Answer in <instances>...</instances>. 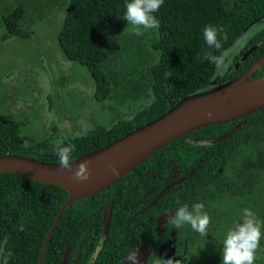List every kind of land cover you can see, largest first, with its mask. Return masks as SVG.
Segmentation results:
<instances>
[{
	"label": "trees",
	"instance_id": "obj_1",
	"mask_svg": "<svg viewBox=\"0 0 264 264\" xmlns=\"http://www.w3.org/2000/svg\"><path fill=\"white\" fill-rule=\"evenodd\" d=\"M128 2L15 0L0 7V27L13 35L30 32L32 22L61 8L64 15L57 40L63 56L87 68L94 81V97L111 113L108 126L91 125L85 134L59 143L74 145L72 160L163 114L184 96L237 76L264 52V25H260L264 0H164L155 13L160 27L143 36L130 34L131 26L123 19ZM210 24L222 25L227 34L220 50L205 42L203 30ZM243 43L256 47L241 61L235 51ZM209 55L223 56L220 71L208 61ZM229 70H234L232 76ZM262 74L264 62L251 77ZM241 119L244 122L237 126ZM241 119L189 131L128 171V176L135 174L131 185L122 187L120 177L99 193L67 206L46 244L43 264H61L67 246L77 250L79 239L92 241L81 243L82 252L91 249L99 237L102 212L110 204L107 239L94 264L120 263L129 240L154 234L145 215H131V205L136 191L148 187L150 174L157 175L165 162L182 168L184 174L192 170L165 191L168 207L203 202L211 217L207 236L190 225L182 226L188 241L186 262L195 260L194 246L199 243L202 249L212 240L211 254L207 249L199 262L221 264L223 240L241 221L242 210L250 208L264 221V106ZM23 135L16 120L0 123V155L17 153L58 163L54 144L41 142L27 148ZM202 141L204 145L197 146ZM138 176L142 179L129 191ZM66 197L60 186L14 172L0 173V264H38L46 231ZM261 232L253 264H264V228ZM177 235L180 240L178 229Z\"/></svg>",
	"mask_w": 264,
	"mask_h": 264
},
{
	"label": "water",
	"instance_id": "obj_2",
	"mask_svg": "<svg viewBox=\"0 0 264 264\" xmlns=\"http://www.w3.org/2000/svg\"><path fill=\"white\" fill-rule=\"evenodd\" d=\"M254 48H251V51ZM263 62L264 52L238 76L205 90L188 94L163 114L100 147L80 154L72 160L73 170L82 161H88L92 175L87 181H76L73 178V173L62 170L58 163L46 162L17 153L0 155V173L14 172L41 183L60 186L67 192V197L46 231L38 264H43L46 244L61 213L67 206L104 190L159 147L187 132L204 125L241 119L263 107L264 74L251 77ZM243 122L244 119H241L236 125L239 126ZM231 131L225 133L224 136L230 134ZM113 167L116 169L115 173L112 171ZM190 173L192 170L188 172L187 176ZM172 184L165 185L160 190V194ZM164 217L158 218V225L164 222ZM107 227L108 218L105 214L103 218L105 234ZM99 245H97L98 249ZM148 253L149 250L144 246L138 252L140 264L146 261ZM124 262L131 264V261L128 260H124Z\"/></svg>",
	"mask_w": 264,
	"mask_h": 264
},
{
	"label": "rangeland",
	"instance_id": "obj_3",
	"mask_svg": "<svg viewBox=\"0 0 264 264\" xmlns=\"http://www.w3.org/2000/svg\"><path fill=\"white\" fill-rule=\"evenodd\" d=\"M14 1L0 0V7ZM63 15L56 7L32 22L28 33L8 34L0 27V114L13 113L24 135L38 134L40 143H61L85 134L91 125L108 126L111 118L93 95L87 68L63 56L57 40ZM192 249L198 254L189 264H200L207 249L211 254L212 240L202 249L199 243Z\"/></svg>",
	"mask_w": 264,
	"mask_h": 264
},
{
	"label": "clouds",
	"instance_id": "obj_4",
	"mask_svg": "<svg viewBox=\"0 0 264 264\" xmlns=\"http://www.w3.org/2000/svg\"><path fill=\"white\" fill-rule=\"evenodd\" d=\"M163 2L164 0H130V2L126 3L123 19L128 21V26H131L130 34L143 36L146 32L159 28L160 24L155 13L159 11ZM203 36L207 45L217 50L222 47L221 40H227L228 38L224 27L214 24L205 26ZM207 59L216 66L217 71L221 70V65L224 64L222 55H209ZM209 116H211V113H209ZM204 143L202 141L197 146H203ZM54 145V151L58 156V164L62 170L72 172L73 178L79 182H84L91 178L92 173L88 167V161H82L73 170L71 154L74 145L59 143ZM112 171L115 173L116 169L113 167ZM204 208L203 202L193 204L191 207L187 204L182 205L176 210L174 216L169 217L167 223L173 224L176 229L184 225H190L192 230L201 236H207L211 217L207 211H204ZM262 228H264V221H261L252 209L244 208L241 213V221L229 229L223 240L221 264H253L256 259V252L260 246ZM95 259L96 257L93 255L89 264H94ZM127 260L131 261V264H140L138 253L128 255ZM166 264H171L170 259Z\"/></svg>",
	"mask_w": 264,
	"mask_h": 264
},
{
	"label": "flooded vegetation",
	"instance_id": "obj_5",
	"mask_svg": "<svg viewBox=\"0 0 264 264\" xmlns=\"http://www.w3.org/2000/svg\"><path fill=\"white\" fill-rule=\"evenodd\" d=\"M252 47H256V45ZM233 49H234V46L232 50ZM252 51H251V48H248L247 43L246 44L243 43L235 51L236 53L235 57H238L241 61H244L245 59H247V57L250 54V53L249 54L247 53L252 52ZM239 67H240V63L237 62L236 68L238 69ZM242 71H240V73ZM228 72H229V76H232L234 73V70H229ZM16 115H18V113ZM11 119H13V113H10V115H8L7 112L0 114V123H2L3 125H6L8 121ZM20 128H23V126L21 125ZM36 136H29L28 134L23 135L25 143L26 145H28L26 146L27 148L31 145L35 146L40 143V138ZM183 172L184 170L182 168H177L176 166L169 167L168 162H165L164 166L159 168V172L157 175H156V172H152L150 174L151 180L148 179V181H146L148 182V187H146L143 191H141V189L136 191V194L134 195V198L132 200L133 205L131 206H132L133 211H131V215L135 217L140 216V215H145L146 224L147 226L153 225L154 234H148L147 236L145 235V240L141 239V236H138L135 242H131L129 240L126 248L121 254V257H119L121 262L117 264H126L124 260H127L128 255L132 253H138L143 246L149 250V253L146 258V261L141 264H166V262L169 259L171 261V264H185L186 263V254H187L186 247L188 246L187 237L186 235L183 237L182 227H181L178 229V231L181 233V237L179 240L178 235H177V229L174 227L173 224L167 223L169 217L175 215V212L178 209V207L176 206L172 208L168 207L170 206L169 205L170 201H168L166 198L163 197L166 190L162 194H160V190L165 185L170 184V183H173L172 185H174L180 181H183V179H185L186 177V174H188V172H186V174H184ZM134 176L135 174H130L128 176L127 172L123 176H121L124 178L122 187H124L125 186L124 184H127V183L128 184L130 183L131 185V182L135 180ZM138 178L139 179L134 182L133 186L129 188L130 189L129 191L134 189L138 185V182L142 179L141 176H138ZM118 191H120V188L117 189V192ZM172 203L173 202H171V204ZM110 206L111 204L108 207H105L102 212L101 226H100L101 228L100 230L98 229L99 237L96 239V241L94 240V245L91 247V249H87L84 252H82L81 243L82 242L91 243L92 241L88 239H79L81 242L78 245L77 250H73V248H71L70 246H67V248L65 249L62 255L61 264H69V263L89 264L90 258L93 255H95L96 257L95 261L97 260V258L99 257L98 253L102 249L105 243V240L107 239V233L110 227V224H109L110 209H111ZM154 206H156V209H154ZM105 214L107 215V218H108V227H107L106 234L104 233V229H103V218ZM160 216L161 217L165 216L164 222L158 225V218ZM78 225H79V222L76 226H73V231L77 229ZM140 226H145V225L141 224ZM98 244H100L99 249L97 247ZM0 262H2L1 258H0Z\"/></svg>",
	"mask_w": 264,
	"mask_h": 264
}]
</instances>
